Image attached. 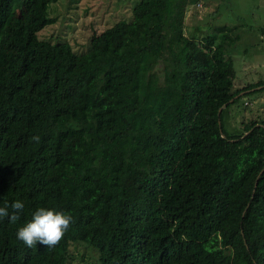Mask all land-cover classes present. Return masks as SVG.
Segmentation results:
<instances>
[{"label": "trees", "instance_id": "trees-1", "mask_svg": "<svg viewBox=\"0 0 264 264\" xmlns=\"http://www.w3.org/2000/svg\"><path fill=\"white\" fill-rule=\"evenodd\" d=\"M195 1L136 0L75 51L37 36L50 0H0V207L24 204L0 264H66L71 242L93 264H264V120H222L264 80L233 85L232 27L183 32ZM39 208L73 217L55 247L16 238Z\"/></svg>", "mask_w": 264, "mask_h": 264}, {"label": "rangeland", "instance_id": "rangeland-1", "mask_svg": "<svg viewBox=\"0 0 264 264\" xmlns=\"http://www.w3.org/2000/svg\"><path fill=\"white\" fill-rule=\"evenodd\" d=\"M136 0H50L49 21L37 31L48 41L66 40L75 51L87 48L91 34L98 33L118 18H128ZM232 27L237 34L230 56L234 68V86L264 80V0H200L187 6L183 32L196 40L211 34L217 38V26ZM240 96L222 112L229 132H236L242 122L264 120V87ZM253 87L250 89H254ZM244 90L241 92H248ZM66 264H93L97 253L85 244L71 242Z\"/></svg>", "mask_w": 264, "mask_h": 264}, {"label": "clouds", "instance_id": "clouds-1", "mask_svg": "<svg viewBox=\"0 0 264 264\" xmlns=\"http://www.w3.org/2000/svg\"><path fill=\"white\" fill-rule=\"evenodd\" d=\"M33 139L39 142L40 138L34 136ZM9 207L12 210L11 213L8 210ZM23 209V202L17 200L11 203L10 206L0 207V218L7 217L15 223L20 219V213ZM72 222L73 217L71 215L39 208L34 212L31 221L17 230L16 238L28 248L36 247L38 244L52 248L57 246L63 239Z\"/></svg>", "mask_w": 264, "mask_h": 264}, {"label": "water", "instance_id": "water-1", "mask_svg": "<svg viewBox=\"0 0 264 264\" xmlns=\"http://www.w3.org/2000/svg\"><path fill=\"white\" fill-rule=\"evenodd\" d=\"M243 91H244V90H243ZM241 92H242V91L238 92V94H240ZM235 96H236V94L233 95L231 98H229L228 101L232 100ZM225 105H226V102L222 103V104L218 107L217 114H218V111H219L222 107H224Z\"/></svg>", "mask_w": 264, "mask_h": 264}, {"label": "built area", "instance_id": "built-area-1", "mask_svg": "<svg viewBox=\"0 0 264 264\" xmlns=\"http://www.w3.org/2000/svg\"><path fill=\"white\" fill-rule=\"evenodd\" d=\"M199 4H200V0H196L195 3L192 4L191 6H193V5L197 6V5H199Z\"/></svg>", "mask_w": 264, "mask_h": 264}]
</instances>
